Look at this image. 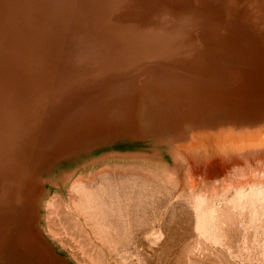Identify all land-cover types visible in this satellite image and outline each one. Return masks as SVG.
<instances>
[{
  "label": "bare ground",
  "instance_id": "bare-ground-1",
  "mask_svg": "<svg viewBox=\"0 0 264 264\" xmlns=\"http://www.w3.org/2000/svg\"><path fill=\"white\" fill-rule=\"evenodd\" d=\"M145 77L186 95L172 105L177 134L215 112L233 127L264 121V0H0V194L8 197L3 208L0 199V249L12 241L19 207L32 224L42 204L34 151L59 154L67 142L61 133H111L126 128L125 118L136 131L131 114L140 94L129 88ZM118 107L119 118L109 119ZM97 161L127 173L109 171L95 185L74 180L71 203L57 195L47 203L48 217L75 231L72 253L86 264L179 257L195 220L175 189L182 165L169 168L159 152L113 153L91 163ZM138 169L165 187L128 174ZM31 227L32 244L43 245L41 230ZM57 229L50 228L53 236ZM45 249L46 264H62Z\"/></svg>",
  "mask_w": 264,
  "mask_h": 264
},
{
  "label": "rangeland",
  "instance_id": "rangeland-1",
  "mask_svg": "<svg viewBox=\"0 0 264 264\" xmlns=\"http://www.w3.org/2000/svg\"><path fill=\"white\" fill-rule=\"evenodd\" d=\"M174 85L172 82L159 84L145 77L141 84L128 89L131 94H140L131 114L138 124L136 131L130 130L134 121L125 118L126 128L111 133L106 130L95 135L61 133L60 137L67 136V142L59 154L49 147L41 153L34 151V156L38 154V163L33 172L43 181L39 190L43 201L34 210L32 224L41 230L39 237L44 246L32 244L35 232L31 218L26 217L25 207H19L12 225L11 236H14L4 246L11 254L1 246L0 264H39L40 260L46 264L43 258L46 253L42 251L45 247H50L62 264H86L70 248L78 244L71 225L60 227L59 219L48 217V201L57 195L71 203L76 197L69 195L74 180L95 185L99 177L109 171L116 176L127 173L122 169L110 170L115 163L97 161L92 164L93 160L113 153L149 155L153 152H159L169 168L174 163L182 165L181 184L175 189L192 204L195 214L194 223L190 221L191 224L186 225L189 239L185 238L182 254L170 257L169 264H264V121L233 127L226 124L224 113L215 112L194 126H186L183 134H177L172 105L186 95L180 94ZM120 111L119 107L113 109L109 119L119 118ZM128 174L138 176L136 180L140 183L145 180L158 189L164 186L146 170H128ZM63 176L70 178L66 185L59 183ZM1 195L3 208L8 197ZM3 226L0 223V233L4 231ZM57 226L58 237L50 232V228L56 230ZM60 240L70 244L63 245Z\"/></svg>",
  "mask_w": 264,
  "mask_h": 264
}]
</instances>
